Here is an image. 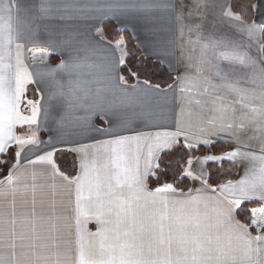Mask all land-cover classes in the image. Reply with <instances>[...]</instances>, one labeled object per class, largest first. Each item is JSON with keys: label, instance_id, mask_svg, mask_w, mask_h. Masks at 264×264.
Listing matches in <instances>:
<instances>
[{"label": "snow or ice", "instance_id": "6c2138e0", "mask_svg": "<svg viewBox=\"0 0 264 264\" xmlns=\"http://www.w3.org/2000/svg\"><path fill=\"white\" fill-rule=\"evenodd\" d=\"M108 15L179 44L183 72L141 80L122 38L91 34ZM53 19L78 27L48 51ZM0 264H264V0H0Z\"/></svg>", "mask_w": 264, "mask_h": 264}, {"label": "crops", "instance_id": "0c3cea01", "mask_svg": "<svg viewBox=\"0 0 264 264\" xmlns=\"http://www.w3.org/2000/svg\"><path fill=\"white\" fill-rule=\"evenodd\" d=\"M25 0H22V3H24ZM58 3H63L64 0H57ZM219 2H223V0H219ZM255 3H258V0L255 1ZM107 21H112L116 27L119 30H125L130 32L136 42V45L138 48L142 51L143 54L146 56H150L157 61L161 62L169 71H171L174 76L176 77L180 72H183L184 70V63L180 54L179 50V44L175 48L171 47L169 45L168 53L167 54H160L157 51L152 50L151 48H148V42L146 39L147 33L142 25L136 24L135 27L133 26L134 22H130L127 20H124L123 18L108 15L103 18V22H97L95 27H92L90 29L91 34H95L97 28L102 29L103 31V24ZM45 23L48 24V27H45ZM75 27H78L74 22H61L59 20L53 19L50 22H44L41 23L40 27L35 30V35L32 37V40L35 42V44L38 47H43L48 51H51V48L53 46L58 45V43L65 39V33H71ZM208 31L214 32L217 36L223 35V34H229L230 28L227 23L218 20L215 27H212L211 25L208 27ZM163 38L170 40L171 36L168 34L167 31L163 33ZM88 39H91V36H88ZM148 48V50H145ZM253 52L255 50L253 49ZM52 56H55L56 59L50 60V57H46V63L48 65L55 66L60 63L61 59H67V52H62L60 47H56V53ZM31 62V61H29ZM166 88V87H165ZM181 93L179 92V89L175 92V97L177 98V101L180 97ZM151 106L156 109L160 110L163 109L165 111H168L170 106L173 102V94L169 92V95L167 97L164 96H157L154 93H149V101ZM42 139H48V133L45 131L43 132V135L41 137ZM243 175V172L240 167H238V176L236 178L239 179ZM90 228H93L94 225H89Z\"/></svg>", "mask_w": 264, "mask_h": 264}, {"label": "trees", "instance_id": "16d2710c", "mask_svg": "<svg viewBox=\"0 0 264 264\" xmlns=\"http://www.w3.org/2000/svg\"><path fill=\"white\" fill-rule=\"evenodd\" d=\"M256 0H251L252 3H255ZM254 16L255 14H250ZM103 33L107 39L113 40L123 39L126 44V51L129 54V59L127 62V67L134 69L139 72L140 79L149 80L152 84H159L162 88L167 87L168 84L173 83L174 74L169 71L161 62L156 59L146 56L136 45L133 35L125 30H119L112 21H107L103 24ZM56 59L55 56H51L50 60ZM130 83H135L134 80L130 79ZM223 145L218 144L215 148L211 149L214 153H220L222 151H227ZM203 151V150H202ZM198 155L201 153H197ZM181 152L179 149H176L173 153H170L168 156H165V161H168L170 157H173V163L175 159H179ZM73 157L71 155H65L64 157V166L68 169L72 167ZM218 164L213 163L210 165L209 170L213 173L217 172ZM230 172V174H229ZM218 175H227L228 179L236 180L238 176V167H233L230 162H225L223 164V170ZM185 189L191 187L190 182H185L181 185Z\"/></svg>", "mask_w": 264, "mask_h": 264}]
</instances>
